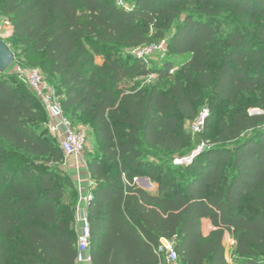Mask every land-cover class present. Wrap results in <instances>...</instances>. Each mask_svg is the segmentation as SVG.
<instances>
[{
	"label": "trees",
	"instance_id": "obj_1",
	"mask_svg": "<svg viewBox=\"0 0 264 264\" xmlns=\"http://www.w3.org/2000/svg\"><path fill=\"white\" fill-rule=\"evenodd\" d=\"M122 1L0 0L12 39L55 79L61 111L94 135L91 263L164 264L165 238L178 264H264V0ZM163 41L160 67L119 56ZM170 58L185 59L172 74ZM152 74V86L132 84ZM202 108L203 130L192 134ZM48 120L0 72V264H75L78 193ZM201 143L190 163L170 165Z\"/></svg>",
	"mask_w": 264,
	"mask_h": 264
},
{
	"label": "built area",
	"instance_id": "obj_2",
	"mask_svg": "<svg viewBox=\"0 0 264 264\" xmlns=\"http://www.w3.org/2000/svg\"><path fill=\"white\" fill-rule=\"evenodd\" d=\"M122 3V0H117L118 5H121ZM162 49H166L165 41L161 42L159 45L140 50L151 52L153 50ZM173 72L174 69L170 71L171 74ZM25 83L27 85V88L36 96V98L45 108L50 121L54 122V126H51V130L55 133H58L57 136L60 138V148L64 154L65 159H79L86 147V136L82 132L72 130L69 123L63 118L60 102L55 95V90L45 83L41 72L37 69H31L27 72ZM206 116V111H202L200 113L199 117L190 128L192 134L201 133L204 127ZM60 128H62V132H58ZM204 147L205 144L201 143V145L198 147L197 153H199ZM190 162L191 161L189 157L181 160L178 164ZM134 182L138 184L140 182L139 178H135ZM90 198L91 196L88 192L86 197L83 198L86 206L81 208L78 204L76 205L75 209V222L77 231V256L75 264H92L90 257V231L89 223L87 220V203ZM156 253L161 256L164 264H178L177 253L174 250V245L171 241L165 238H160L158 241V246L156 248Z\"/></svg>",
	"mask_w": 264,
	"mask_h": 264
},
{
	"label": "rangeland",
	"instance_id": "obj_3",
	"mask_svg": "<svg viewBox=\"0 0 264 264\" xmlns=\"http://www.w3.org/2000/svg\"><path fill=\"white\" fill-rule=\"evenodd\" d=\"M222 19H224L223 21L226 22L228 25L234 24V22L229 17H226L223 15ZM226 29L231 30L232 28H226ZM0 39L7 45V47L10 49L11 53L14 56L13 64L6 71L8 75L15 77V81L26 88L27 85L25 83V79H26L27 72L31 69H37L41 72V75L45 83L54 89L55 79H52L49 76L48 72L42 68L43 63H42L41 56L25 55L23 52V48L21 46H18L17 43L12 39L11 24L9 20L1 16H0ZM119 56L122 59H127L128 57H139L140 56L145 59L148 67L151 69L160 67L165 60L169 59V56L166 53V49L153 50L151 52H145L140 49H133V50L124 49L123 52L119 54ZM170 59H173L175 63L174 72H176V70H179L185 61L184 58H170ZM95 62L97 65H101L103 63V59L98 56L96 57ZM155 82H156V76L152 74L148 76L147 78L136 79L132 82V84H137L140 87H148V86H152ZM59 93H61L60 90H55L56 97L59 100H61L62 97L61 95H59ZM202 111L207 112V109L202 108ZM249 111L252 113L260 112L258 109H253V108L249 109ZM62 116L69 123L72 130L77 131V132H82L86 136V147L81 157L78 159L79 164L82 165L83 168H85L87 161L89 159V156L92 157L94 155H97L98 147L96 145L94 135L92 134L89 127L85 123L79 122L77 118H69L65 115V112H62ZM48 119H49L48 121L50 124L51 122L50 118L48 117ZM49 133L52 135L50 130H49ZM56 141L59 143V140L57 138H56ZM197 151H198V148H194L191 154L197 153ZM183 159L184 158L173 156L171 158L172 163H170V165H177ZM69 160L70 158H67L65 159V162H68ZM156 163H159V162H156ZM63 169L65 172L67 171L64 166H63ZM138 185L139 183L137 184V186ZM202 229H203V232L205 233L206 226L204 224H203ZM231 240L232 239L230 237H227L226 243H225L226 244L225 254H226V260L228 262L233 261V251H232L233 247H232Z\"/></svg>",
	"mask_w": 264,
	"mask_h": 264
},
{
	"label": "crops",
	"instance_id": "obj_4",
	"mask_svg": "<svg viewBox=\"0 0 264 264\" xmlns=\"http://www.w3.org/2000/svg\"><path fill=\"white\" fill-rule=\"evenodd\" d=\"M51 126H54V122H50L49 130L52 133V135L59 140L60 143V138L57 136L58 133L53 132L51 130L52 129ZM58 132H62V128H60ZM64 167L67 170L66 172L72 179L74 186L77 190L78 193L77 205L79 204V206L83 208L86 206L83 201V198L86 197V195L91 189V181H90L89 173L87 171V167L83 168L82 165L79 164L78 159L76 158H70L68 162H65ZM139 179H144L149 181V179L147 178H139ZM149 184L150 185H148L145 181H140L138 186L145 191L152 193L156 192V188H157L156 185L152 184L150 181ZM203 224L206 226L205 233L203 232V234L206 236L209 232L213 230V228L209 223H207V221L203 222ZM231 243H232V247H233L232 251H233L235 247V243L233 240H231Z\"/></svg>",
	"mask_w": 264,
	"mask_h": 264
},
{
	"label": "water",
	"instance_id": "obj_5",
	"mask_svg": "<svg viewBox=\"0 0 264 264\" xmlns=\"http://www.w3.org/2000/svg\"><path fill=\"white\" fill-rule=\"evenodd\" d=\"M14 62V56L11 53L10 49L7 47V45L0 39V72L4 73L6 72L9 67ZM198 153H194L190 157V161L197 155ZM140 181H145L148 185L149 181L144 179H139ZM208 223V222H207ZM226 257V255H225Z\"/></svg>",
	"mask_w": 264,
	"mask_h": 264
}]
</instances>
